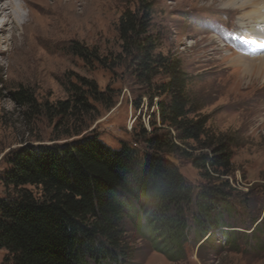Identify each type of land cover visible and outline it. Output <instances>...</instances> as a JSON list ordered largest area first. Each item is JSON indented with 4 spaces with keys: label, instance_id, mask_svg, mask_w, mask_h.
<instances>
[{
    "label": "rangeland",
    "instance_id": "rangeland-1",
    "mask_svg": "<svg viewBox=\"0 0 264 264\" xmlns=\"http://www.w3.org/2000/svg\"><path fill=\"white\" fill-rule=\"evenodd\" d=\"M31 1L36 4L32 10L39 22L46 17L45 7L52 5V26L45 35L47 40L36 43L31 55L19 56L5 44L0 50V176L11 169L12 156L26 146L62 145L96 134L112 148L127 144L143 152V131L148 136L155 129L158 134L167 132L158 103L168 97L151 101L154 84L166 78L159 76L153 85L143 84L130 59L120 58L119 22L124 12L138 9L139 0ZM146 1L153 4L151 32L158 38L156 53L182 62L190 78L189 95L202 107L199 116L207 118L210 134L234 140L231 172L223 178L231 186L239 214L226 217L230 228L222 230L234 231L238 237L231 242L224 241L222 235L197 241L192 233L185 245V258L172 262L127 222L133 264H264V73L254 68L246 77L243 68L233 62L242 57L257 61L264 55V44L250 49L252 33L247 38L242 35L244 30L253 32L254 25H263L257 23L263 18H252L254 25L247 20V27L239 26L245 13L258 11L260 5L236 9L238 6L224 8L226 0ZM251 1L238 0L237 5ZM5 37L10 39V34ZM74 48L96 51L99 60L87 62ZM84 80L95 81L104 100L113 104L108 108L93 103L96 111L80 125L83 132L79 136H62L66 132L62 126L58 132L61 138L54 140L59 118L52 119L43 110L29 116L13 99L15 92L24 89L38 103L52 105L68 100L72 85L86 90ZM171 158L197 194L207 183L201 171L189 159ZM8 194L0 182V198ZM0 264H10L5 250H0Z\"/></svg>",
    "mask_w": 264,
    "mask_h": 264
},
{
    "label": "trees",
    "instance_id": "trees-1",
    "mask_svg": "<svg viewBox=\"0 0 264 264\" xmlns=\"http://www.w3.org/2000/svg\"><path fill=\"white\" fill-rule=\"evenodd\" d=\"M152 7L139 0L135 12L122 15L120 58L130 59L143 84L166 78L154 84L151 101L168 97L158 103L167 132L158 134L155 129L148 136L143 131V152L127 144L112 148L96 134L16 152L11 169L0 176L10 193L0 198V250L7 252L10 264H133L127 222L172 262L185 258L192 233L197 241L218 235L226 242L237 239L234 231L222 230L230 228L226 217L239 214L231 186L223 178L231 172L234 140L210 134L207 118L199 116L202 107L189 95L190 78L182 62L156 53ZM73 51L87 62L99 60L96 51ZM84 88L72 85L70 98L52 105L38 103L24 89L13 99L29 116L43 110L59 118L54 138L59 140L62 126V136L81 135L80 125L96 111L93 103L112 107L95 81L84 80ZM197 150L201 154L195 155ZM171 157L189 159L201 171L207 183L197 194Z\"/></svg>",
    "mask_w": 264,
    "mask_h": 264
},
{
    "label": "bare ground",
    "instance_id": "bare-ground-1",
    "mask_svg": "<svg viewBox=\"0 0 264 264\" xmlns=\"http://www.w3.org/2000/svg\"><path fill=\"white\" fill-rule=\"evenodd\" d=\"M237 1L238 0H226L224 8H234L238 6L236 9H241L249 6V4L252 7L260 5V9H258V11H249V13H245L246 17H243V19L241 18L239 20V26H241L242 28L243 26L247 27L245 26L247 25V22H244L247 20H250L248 24L254 25L255 23L251 21L252 18H263L262 20L259 19L260 21L257 20V23H264V0H259L258 3L257 0H253L254 2L248 0L251 2L244 3L246 2L244 1L241 5H237ZM261 1L263 4L261 3ZM49 5L45 7L46 17L44 18V21L39 22L33 16L34 13L32 7L36 6V4L31 0H22L18 3H15V0H0V19L2 20L0 26V50L2 51V46L5 44L11 46V48L9 49L10 52H16L19 56H22L23 54L31 55L32 53H34V45H36V43L41 44L40 42H45V40H47L45 35L49 33L52 26L53 9L51 7L52 5ZM252 27L253 32H251L250 30H244L242 32L244 38H247L248 36L251 37L250 34H253L252 37L254 41L252 42V46H249L250 49L257 48L258 46L264 44V24L254 25ZM5 33L10 34V39L6 37L3 38V35H5ZM233 62L243 68L245 76L251 73L254 68H257L259 70V73H264V55L257 61L242 57L241 59H234ZM256 77H258V74Z\"/></svg>",
    "mask_w": 264,
    "mask_h": 264
},
{
    "label": "built area",
    "instance_id": "built-area-1",
    "mask_svg": "<svg viewBox=\"0 0 264 264\" xmlns=\"http://www.w3.org/2000/svg\"><path fill=\"white\" fill-rule=\"evenodd\" d=\"M206 238H208V236Z\"/></svg>",
    "mask_w": 264,
    "mask_h": 264
}]
</instances>
